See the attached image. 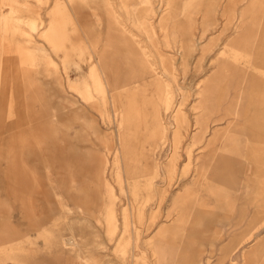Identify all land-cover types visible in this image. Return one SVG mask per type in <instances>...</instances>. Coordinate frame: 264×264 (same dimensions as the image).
Here are the masks:
<instances>
[{
    "label": "rangeland",
    "instance_id": "374dc122",
    "mask_svg": "<svg viewBox=\"0 0 264 264\" xmlns=\"http://www.w3.org/2000/svg\"><path fill=\"white\" fill-rule=\"evenodd\" d=\"M55 1L0 0V264H264V0H59L46 40Z\"/></svg>",
    "mask_w": 264,
    "mask_h": 264
},
{
    "label": "bare ground",
    "instance_id": "6f19581e",
    "mask_svg": "<svg viewBox=\"0 0 264 264\" xmlns=\"http://www.w3.org/2000/svg\"><path fill=\"white\" fill-rule=\"evenodd\" d=\"M69 2L73 5V7H76L77 4L80 2V0H69ZM63 8L62 6V3H59V0H56L55 1V5H54V8L52 10V16H51V21L49 23V26L47 27L46 31L44 32V38L46 40L50 39L51 37H53V35L57 32H59V28H60V22L61 20L59 21V18H58V15L61 11V9ZM64 9V8H63ZM106 9V8H105ZM63 12V11H62ZM66 13V12H65ZM62 14V13H61ZM60 14V15H61ZM210 16L211 15V12H207L206 13V16ZM66 16V15H65ZM106 16H107V22H108V29H107V35H106V40H105V50L99 55V63L102 65V68H103V71L106 75H113L114 78L117 77V75L120 73L121 71V68L123 67V64H120L119 62H125L126 64L128 63L127 62V56L125 55H122V52L125 51V52H128V48H127V45H128V39H125L124 41L121 40L119 42H117V39L115 40L114 37L115 35L117 36V29H118V26L116 25V22L112 16V13L109 9V7L107 8L106 10ZM66 18V17H64ZM63 18V19H64ZM99 20V18H97ZM65 20V19H64ZM66 22V21H65ZM64 25V23H63ZM62 26V25H61ZM69 26L70 23H69ZM92 26V25H91ZM66 27V26H65ZM65 27H63V29H65ZM31 32H34L36 30V27L31 24ZM61 29V28H60ZM73 29V28H72ZM62 31V30H61ZM72 31V30H71ZM60 35V33H57ZM56 34V35H57ZM13 35V34H12ZM55 35V36H56ZM63 35V34H62ZM64 35H65V32H64ZM67 35V34H66ZM65 35V36H66ZM72 36V35H71ZM58 37V36H57ZM70 37V36H69ZM75 37V36H74ZM72 38V37H71ZM59 39V38H58ZM65 39V38H64ZM63 39V40H64ZM75 40V39H74ZM56 41H59V40H56ZM61 41V40H60ZM68 41H70L68 39ZM67 42V40H66ZM74 42V41H73ZM72 42V43H73ZM61 42H59L58 44H60ZM63 43V42H62ZM74 45H76L74 43ZM59 47H62L63 49V45H59ZM69 47V46H68ZM79 47V46H78ZM95 48V46H94ZM69 49V48H68ZM65 50V49H64ZM67 51V50H66ZM69 51V50H68ZM67 53V52H66ZM127 54V53H126ZM109 60H108V58ZM110 61V63H109ZM238 71V70H237ZM90 77L92 80H96V74H95V70L94 68L91 69V72H90ZM124 90V89H123ZM121 91V89L119 90ZM83 98L86 99V101L89 103V104H92L93 103V100L92 98H90V96L88 94H84V96H82ZM125 110H127V108H125ZM75 184H77L76 182H74V180L70 181V185L73 187ZM76 191V190H75ZM69 196V195H68ZM258 253L256 252V255ZM257 259V258H253V259H250L248 260L249 261V264H253L254 263V260Z\"/></svg>",
    "mask_w": 264,
    "mask_h": 264
},
{
    "label": "crops",
    "instance_id": "0c3cea01",
    "mask_svg": "<svg viewBox=\"0 0 264 264\" xmlns=\"http://www.w3.org/2000/svg\"><path fill=\"white\" fill-rule=\"evenodd\" d=\"M8 19H6V22H5L4 21V15H2V14L0 15V26H2L1 32L3 34V38L6 37L5 35L8 34L9 26H14L13 30L11 32H12V34L16 33L15 21H12L9 25V22L7 21ZM45 29H46V27H45ZM45 29H44V31H45ZM25 33H29V35L31 33V37H32V33H34V32H30V29L28 28V30ZM79 34L83 40L84 36L81 33H79ZM14 39H15V37H14ZM25 39H26L27 45L33 46L32 44H28L27 37ZM84 43L86 45H88V43L86 41ZM21 53L23 55L24 52L22 51ZM21 53H20V56H21ZM44 164H45L44 160L38 159V160H36V162L34 164L31 163L26 168V172H27L26 203H27V208H28V215H27V226H26V234L25 235H28L27 233L31 229V226H41V225L45 224V218L41 216L43 208L46 205V201H47V194H45V188L47 187V180H46L47 175H46V170H44V168H45ZM38 171H40V172H38ZM38 173H39V175H38ZM36 198H38L40 200V204H41V208L39 209L38 212H36ZM10 245H11V240L9 238V232L5 229L0 230V258H4V257H6V258L11 257L12 258L14 256L15 250L12 251V250H8V249H4L5 247H8ZM9 253H10V255H9Z\"/></svg>",
    "mask_w": 264,
    "mask_h": 264
}]
</instances>
